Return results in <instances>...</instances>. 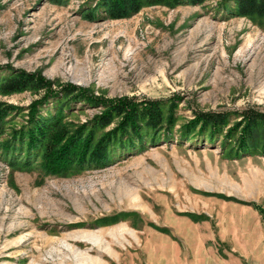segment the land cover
Instances as JSON below:
<instances>
[{
	"label": "rangeland",
	"instance_id": "1",
	"mask_svg": "<svg viewBox=\"0 0 264 264\" xmlns=\"http://www.w3.org/2000/svg\"><path fill=\"white\" fill-rule=\"evenodd\" d=\"M105 12L99 0H0V79L36 74L170 117L152 143L141 130L142 145L80 170L9 166L0 152V264H262L264 123L249 126L245 155L231 129L264 113V11L176 0ZM38 95L0 93L20 110L7 133ZM197 115L218 128L183 131Z\"/></svg>",
	"mask_w": 264,
	"mask_h": 264
},
{
	"label": "trees",
	"instance_id": "2",
	"mask_svg": "<svg viewBox=\"0 0 264 264\" xmlns=\"http://www.w3.org/2000/svg\"><path fill=\"white\" fill-rule=\"evenodd\" d=\"M99 1L102 6H105V10L107 8L106 16H116L132 12L144 4H161L176 0ZM187 1L202 2L204 0ZM222 2H231L239 9L256 6L264 11L262 9L264 0H222ZM126 6L129 8L125 9ZM30 86L39 91V95L27 108V121L17 130L11 129L7 133L6 128L13 119V111L20 110L0 103V152L5 155L4 160L9 166L29 167L39 162L43 170L49 173H61L70 169L80 170L87 167V163L107 159L108 154L113 152L119 150L129 152L137 146L136 142L142 145V141H138L141 130L142 135L146 130L148 131L147 137L152 143L153 138H159L157 137L158 125L161 120L170 118L169 115H165L167 112L164 106L155 107L154 102L136 103L125 97L102 99L92 95L86 89L68 84L54 85L36 74H15L0 79V93L3 95L27 90ZM72 103H79V107L71 106ZM84 107H100L102 112L87 123L76 125L66 123L73 110ZM216 118L209 115H197L186 124V127L184 126L183 131H191L195 128L201 131L210 128L211 132H214L212 130L218 128L215 124ZM257 123H264V113L247 111L241 115L239 121L233 124L232 131L239 129L238 143L245 144V149H241L238 155L249 154L245 153L248 151L246 144L256 148L250 136L249 126ZM110 124L112 126L109 128ZM180 135L182 136L183 133L181 132ZM261 149L260 152L263 153L264 144ZM259 212L264 220V213Z\"/></svg>",
	"mask_w": 264,
	"mask_h": 264
},
{
	"label": "crops",
	"instance_id": "3",
	"mask_svg": "<svg viewBox=\"0 0 264 264\" xmlns=\"http://www.w3.org/2000/svg\"><path fill=\"white\" fill-rule=\"evenodd\" d=\"M262 264H264V261H262Z\"/></svg>",
	"mask_w": 264,
	"mask_h": 264
}]
</instances>
